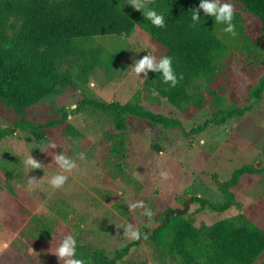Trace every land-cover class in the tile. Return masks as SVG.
<instances>
[{
    "label": "rangeland",
    "instance_id": "374dc122",
    "mask_svg": "<svg viewBox=\"0 0 264 264\" xmlns=\"http://www.w3.org/2000/svg\"><path fill=\"white\" fill-rule=\"evenodd\" d=\"M229 2L241 22L235 36L222 29L217 32L227 50L212 81L205 83L202 108H177L146 91L144 74L131 71L133 59L147 52L159 59L165 49L136 27L128 38L108 36L87 44L99 49L100 55L85 82L60 89L25 111L26 119L36 123L61 119L62 114L67 118L58 128H45L40 142L27 130H16L0 141V264H63L53 251L67 234L76 237L77 249L86 246L112 258L133 241L123 234V225L150 233L168 210L182 209L185 202L184 215L193 216L199 208L189 201L193 196L222 203L219 182L242 165L264 163V92L251 111L220 123L227 111L250 104V90L264 75L260 22L234 0ZM87 99L138 101L156 114L179 120L181 127L128 125L125 156L119 162L110 155L105 137L116 133L112 123L82 103ZM18 118L0 105V128L10 127ZM205 122L203 131L193 133ZM49 143L57 147L48 149ZM59 152L73 159L83 152L87 159L77 160V167L65 173V184L53 188L48 180L59 171L52 157ZM28 153L42 164L41 169L28 170L24 164ZM27 177L40 182L29 184ZM232 192L238 206L223 213L198 211L196 223L243 216L264 231V172L241 177ZM136 201H144V207H128ZM145 208L150 216L144 215ZM119 264H179V259L154 243L140 242ZM254 264H264V252Z\"/></svg>",
    "mask_w": 264,
    "mask_h": 264
},
{
    "label": "trees",
    "instance_id": "16d2710c",
    "mask_svg": "<svg viewBox=\"0 0 264 264\" xmlns=\"http://www.w3.org/2000/svg\"><path fill=\"white\" fill-rule=\"evenodd\" d=\"M234 1L258 19L260 39L264 41V0ZM126 3L127 0H0V105L19 117L10 127L0 128V141L16 130H27L40 142L45 128L60 127L66 114L61 119L36 123L26 119L25 111L60 89L85 82L100 55L99 49L87 44L108 36L128 38L136 27L161 45L164 55L173 58L178 77L177 84L170 87L162 82L159 73L150 71L144 80L146 91L156 93L177 108L203 107L205 83L212 81L227 50L217 34L223 26L211 17L193 25L190 10L198 6L199 0H151L148 6L166 17L163 28L153 26L140 11ZM200 15L203 16L202 11ZM240 22L241 15L234 12L235 30ZM263 92L264 75L250 90V104L227 111L220 123L251 111ZM82 103L109 118L116 133L105 137L110 155L119 162L125 156L124 132L128 125L138 122L163 129L181 127L179 120L156 114L138 101L120 104L87 99ZM207 125L205 122L192 131L199 133ZM116 169L123 176L119 164ZM263 172L264 163L240 166L217 184L222 203L193 196L191 201L199 205L193 216H173L168 210L150 233L141 232L147 239L142 236L129 242L112 258L101 257L86 246L79 247L77 255L90 264H119L132 248L148 242L174 254L179 264H254L264 252V231L243 216L212 224L196 223L194 216L202 210L223 213L238 206L232 189L240 178Z\"/></svg>",
    "mask_w": 264,
    "mask_h": 264
},
{
    "label": "clouds",
    "instance_id": "9594fccd",
    "mask_svg": "<svg viewBox=\"0 0 264 264\" xmlns=\"http://www.w3.org/2000/svg\"><path fill=\"white\" fill-rule=\"evenodd\" d=\"M128 5L134 10L141 12L142 16L150 21V23L158 28L165 27L166 17L164 13L157 11L154 7H149L146 0H127ZM203 12V16L200 12ZM211 17L217 25H222V31L232 36L236 35L235 24L233 23L234 12L233 4L229 0H199L197 7L190 10V19L193 25H200L205 18ZM131 71L137 76L143 73L144 78H148V71L153 73H159L162 82L168 84L170 87H174L178 82L177 74L173 68V58L168 55H163L159 59L151 52H147L138 60L133 59V63L130 66ZM75 107V105H73ZM57 145L55 143H49L48 149H55ZM76 159L65 155L63 152L53 153L54 163L58 166L59 171L54 175H51L48 183L53 188L62 187L67 181L68 177L65 173L71 172L77 167V160L85 161L87 159L83 152L75 153ZM24 164L28 170L41 169L42 164L28 153L24 159ZM161 176H166V173L161 172ZM29 184H38L40 178L27 177ZM131 209L144 207V201L131 202L128 205ZM152 213L149 209L145 208L144 215L150 216ZM123 234L129 240H138L143 236L147 239L146 234H142L139 229L134 228L131 224L123 225ZM53 253L57 256L58 260H62L63 264H85V260L77 255V239L72 234H67L62 237L58 246Z\"/></svg>",
    "mask_w": 264,
    "mask_h": 264
},
{
    "label": "water",
    "instance_id": "95a60500",
    "mask_svg": "<svg viewBox=\"0 0 264 264\" xmlns=\"http://www.w3.org/2000/svg\"><path fill=\"white\" fill-rule=\"evenodd\" d=\"M189 201H191V199H189ZM187 209H188V203L185 202L183 204V208L182 209H178V208L173 209V210H171L170 215H173V216H175V215H181L182 216V215L185 214V212L187 211Z\"/></svg>",
    "mask_w": 264,
    "mask_h": 264
}]
</instances>
